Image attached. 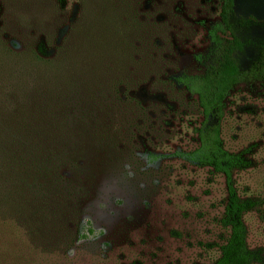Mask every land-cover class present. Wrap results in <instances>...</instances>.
Instances as JSON below:
<instances>
[{
    "label": "rangeland",
    "instance_id": "rangeland-1",
    "mask_svg": "<svg viewBox=\"0 0 264 264\" xmlns=\"http://www.w3.org/2000/svg\"><path fill=\"white\" fill-rule=\"evenodd\" d=\"M220 8L221 0H0V123H22L30 114L36 128L60 132L32 135L58 145L55 152L0 156V264L220 259L230 234L222 223L226 180L175 156L198 146L201 112L195 97L168 85L176 75L205 71L196 56L207 53ZM237 9L264 19V0H237ZM44 61L63 70L72 86L57 108L45 110L32 96L38 73L47 71ZM222 136L227 150L251 161L234 179L242 198L261 201L245 224L250 249L263 256L255 264H264L259 84L231 92ZM88 222L96 233L81 238Z\"/></svg>",
    "mask_w": 264,
    "mask_h": 264
},
{
    "label": "trees",
    "instance_id": "trees-1",
    "mask_svg": "<svg viewBox=\"0 0 264 264\" xmlns=\"http://www.w3.org/2000/svg\"><path fill=\"white\" fill-rule=\"evenodd\" d=\"M262 29H264L263 18L240 14L237 9V0H221L219 19L208 29L209 49L207 53L196 56L199 61H205V71L201 74L176 75L172 79L174 82L168 84L195 97L201 112V120L195 128L198 146L188 151L179 150L175 156L198 167H209L214 172L223 174L226 180L228 198L222 223L230 230V234L226 243L221 246V257L215 264H255L263 260L260 250L250 249L247 241L248 229L245 224V215L258 207L261 201L242 198L237 191L234 179L235 172L248 169L251 161L241 152L227 150L222 136L226 102L231 92L242 84H259L264 91V35L258 33ZM38 51L45 55V45H41ZM34 56L39 59L44 58L36 53ZM42 65L47 71L39 72L37 75L39 76V81L37 80L36 83L37 90L32 95L34 104H39L44 110L57 108L58 102L65 100L72 86H67L64 71L53 68L52 62L44 61ZM66 90L67 92L64 93ZM12 98L15 96L12 95ZM124 101L125 105L131 106L133 102L136 108L143 107L139 101L130 97ZM26 103L32 108L30 99L27 98ZM10 112L8 111L7 114ZM15 119L19 121L16 111ZM31 119L33 117L27 114L23 117L22 123H0V156L5 154V151H8L7 154L13 158H19L23 154L36 156L38 151L48 152V147L52 152L57 150L58 145L50 142L47 146L48 144L44 143L42 138H39V142H35L32 135H39L36 132L47 131V129L43 126L36 128L40 126L31 123ZM93 129L99 128L95 126ZM49 132L60 133L56 131V128L46 133ZM49 137L52 138V135L50 134ZM8 139L13 142L8 144ZM150 156L155 158L158 155L150 154ZM16 165L18 166V163L15 162L10 167L11 176L17 171ZM95 233L88 222L82 227L80 237L87 238Z\"/></svg>",
    "mask_w": 264,
    "mask_h": 264
}]
</instances>
